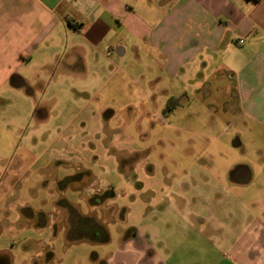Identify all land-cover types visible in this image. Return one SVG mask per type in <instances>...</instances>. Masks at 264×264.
I'll use <instances>...</instances> for the list:
<instances>
[{"label": "rangeland", "instance_id": "rangeland-1", "mask_svg": "<svg viewBox=\"0 0 264 264\" xmlns=\"http://www.w3.org/2000/svg\"><path fill=\"white\" fill-rule=\"evenodd\" d=\"M142 64L129 50L125 60L100 66L98 83L82 73L73 90L59 85L0 104V255L12 264H110L123 251L140 255L148 242L166 239L178 216L227 224L246 218L239 204L264 206V130L222 107L227 85L182 97L178 83H148ZM172 95L182 106L170 113ZM236 137L241 149L233 147ZM233 164L252 169L250 189H222ZM38 213L46 228H37ZM85 219L82 233L96 241L105 233L107 244L67 245ZM230 230L237 229L223 232Z\"/></svg>", "mask_w": 264, "mask_h": 264}, {"label": "crops", "instance_id": "crops-1", "mask_svg": "<svg viewBox=\"0 0 264 264\" xmlns=\"http://www.w3.org/2000/svg\"><path fill=\"white\" fill-rule=\"evenodd\" d=\"M129 50L143 63L142 78L178 83L182 97L220 92L214 82L227 85L222 107L264 130V0H0V104L59 85L73 90L82 73L98 83L100 66L125 60ZM236 138L233 147L241 149ZM239 166L247 171L237 183L227 182V192L250 189L256 180L243 164L228 167L226 178ZM235 208L246 218L221 224L178 216L166 239L148 242L140 255L123 251L110 264H264V206ZM230 225L237 230L223 232Z\"/></svg>", "mask_w": 264, "mask_h": 264}, {"label": "trees", "instance_id": "trees-1", "mask_svg": "<svg viewBox=\"0 0 264 264\" xmlns=\"http://www.w3.org/2000/svg\"><path fill=\"white\" fill-rule=\"evenodd\" d=\"M167 106H168V109L169 110H173V108H176L177 105H176V102L174 100H170L168 102ZM72 180H73V178H67L63 182H61L59 185L62 188V190L65 188V186L67 185V183H69ZM61 203H62L61 205H63L64 208H67L68 207L69 210H74V208L71 207V206L69 207V204H67L66 202H63L62 201ZM23 212H24V214L26 213L25 215H26V217L28 219H34V216H33L32 212L28 211V209H25ZM29 212H30V214H27ZM43 217H45V214L38 213V224H37V228H46L47 225H46V222L43 219ZM86 220L87 219H85V223L86 224L81 223V224H79L78 228H75L74 229L73 233L75 232V234L73 235V237L67 236L65 238V241H66L67 245L71 246V245H74V244H77V243H85V242H89V243H92V244H99V245L100 244H107L109 242V240H110V237H109V235L105 234L104 232H103L104 233L103 239L102 240H98V241H96L95 239L94 240L93 239L89 240V238H87L86 235L84 233H82V230H84L83 227L86 229L87 224H88V221H86ZM81 226H83V227H81ZM78 230H79V232H78ZM54 232L56 233V229H55ZM80 232L82 233V235H80L81 234ZM0 264H12V262H11V260L7 256L0 255Z\"/></svg>", "mask_w": 264, "mask_h": 264}, {"label": "flooded vegetation", "instance_id": "flooded-vegetation-1", "mask_svg": "<svg viewBox=\"0 0 264 264\" xmlns=\"http://www.w3.org/2000/svg\"><path fill=\"white\" fill-rule=\"evenodd\" d=\"M247 171V168L246 167H243V166H239V167H236L234 169V171H232V173H230L231 175H229L227 178H226V181L229 182V183H234V182H238L240 180H242V177L244 176V172ZM214 192V190H213Z\"/></svg>", "mask_w": 264, "mask_h": 264}]
</instances>
